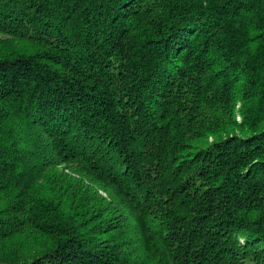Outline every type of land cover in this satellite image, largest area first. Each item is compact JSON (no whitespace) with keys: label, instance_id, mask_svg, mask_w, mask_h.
<instances>
[{"label":"trees","instance_id":"16d2710c","mask_svg":"<svg viewBox=\"0 0 264 264\" xmlns=\"http://www.w3.org/2000/svg\"><path fill=\"white\" fill-rule=\"evenodd\" d=\"M0 264H264V0H0Z\"/></svg>","mask_w":264,"mask_h":264}]
</instances>
